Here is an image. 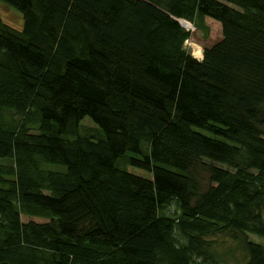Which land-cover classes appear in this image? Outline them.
Segmentation results:
<instances>
[{"label": "trees", "instance_id": "1", "mask_svg": "<svg viewBox=\"0 0 264 264\" xmlns=\"http://www.w3.org/2000/svg\"><path fill=\"white\" fill-rule=\"evenodd\" d=\"M0 1V264H264V0Z\"/></svg>", "mask_w": 264, "mask_h": 264}, {"label": "rangeland", "instance_id": "2", "mask_svg": "<svg viewBox=\"0 0 264 264\" xmlns=\"http://www.w3.org/2000/svg\"><path fill=\"white\" fill-rule=\"evenodd\" d=\"M0 16L4 22L7 24L20 29L23 26V16L22 14L14 9L13 7L5 4L0 1ZM193 26L189 24V28ZM223 39L222 27L220 23L214 21L211 18H200L197 21L196 26L192 29V36L186 42V48L190 51L191 55L202 61L204 59V51L207 48L213 47L215 44L219 43ZM201 47V48H200ZM85 130H88L89 133L95 135L99 134L98 128L91 122V119L87 118L84 122ZM85 133V132H84ZM126 168L129 172L133 174L140 175L145 178H150V175L142 170H138L130 167L128 161H125ZM200 176L204 177L203 186H206L207 174L204 171H200ZM23 221H36V222H45L44 218H35V217H23ZM250 238L257 243H263L264 240L258 236H250Z\"/></svg>", "mask_w": 264, "mask_h": 264}]
</instances>
